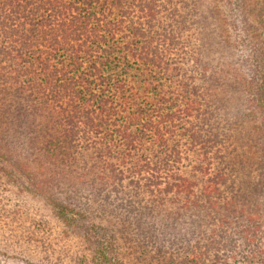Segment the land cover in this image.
Segmentation results:
<instances>
[{"label":"trees","instance_id":"1","mask_svg":"<svg viewBox=\"0 0 264 264\" xmlns=\"http://www.w3.org/2000/svg\"><path fill=\"white\" fill-rule=\"evenodd\" d=\"M0 264H264V0H0Z\"/></svg>","mask_w":264,"mask_h":264}]
</instances>
